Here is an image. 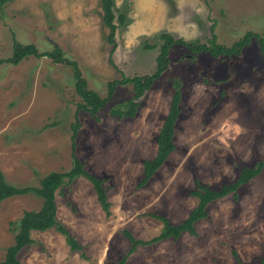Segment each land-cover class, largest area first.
<instances>
[{
  "label": "rangeland",
  "instance_id": "374dc122",
  "mask_svg": "<svg viewBox=\"0 0 264 264\" xmlns=\"http://www.w3.org/2000/svg\"><path fill=\"white\" fill-rule=\"evenodd\" d=\"M117 29L107 42L99 0H14L0 6V59L14 41L39 53L60 48L74 61L88 90L108 98L107 84L155 68L160 34L231 47L251 32L264 39V0H114ZM123 15L122 26L116 21ZM156 46L154 49L147 46ZM72 69L47 57L0 64V172L14 186L38 187L50 172L72 167V154L104 181L106 216L84 177L56 194V220L82 247L71 251L54 229L31 232L21 264H119L134 239L149 241L162 230L161 215L177 225L195 208V181L211 189L236 180L243 167L264 162V59L251 38L238 56L192 54L175 44L168 67L136 102L134 118L110 115L133 99L130 84L114 85L92 117L78 108ZM181 87L175 149L141 187L142 162L156 152L155 139L174 85ZM75 130H74V129ZM33 194L0 201V261L14 242L24 211L40 209ZM183 233L135 248L124 264H243L264 258V166L237 192L210 203Z\"/></svg>",
  "mask_w": 264,
  "mask_h": 264
},
{
  "label": "trees",
  "instance_id": "16d2710c",
  "mask_svg": "<svg viewBox=\"0 0 264 264\" xmlns=\"http://www.w3.org/2000/svg\"><path fill=\"white\" fill-rule=\"evenodd\" d=\"M14 0H0V6L5 3ZM102 10V21L105 27L108 29L107 42L110 45H114V35L117 29V25L113 23L115 16L113 13L114 0H99ZM119 21V25L122 26L125 22L123 15L116 18ZM161 44L158 47V55L156 56L155 68L151 74L135 75L131 78H123L121 81H112L107 84L108 98L114 89V85L117 84H130L132 86L134 95L133 99L127 101L122 108H115L110 111V115L118 119L122 118H134L138 112L140 104L136 102L144 93L149 90L163 72L168 67L169 52L175 44L184 46L194 55L200 53H207L213 58L218 57H230L238 56L241 49L246 46L251 38H255L259 45V50L262 58L264 59V39L258 34L251 32L245 34V36L239 41L235 42L231 47H225L215 42V38H212L207 44H199L196 42H185L183 39H174L167 33H162L159 36ZM156 46H147V48L154 49ZM33 56L35 58L47 57L52 62L62 64L72 69V76L74 79V88L77 95L80 97L81 102L78 105L80 110L89 113L92 117L96 116L97 112L102 108L107 99H101L98 94L87 89L86 82L81 75V72L74 61H69L62 57L60 48L54 46L50 52L39 53L33 45H22L17 41L13 42L12 53L9 59H0V64H7L11 66L18 65L23 59ZM181 101V87L177 83L174 85V91L172 93L169 108L167 114L164 117L163 123L158 131L155 139L156 152L152 159L144 160L142 162V178L138 183V187L144 186L156 173V171L166 162L170 153L175 149L174 145V130L177 121L181 114L180 108ZM74 129V128H73ZM75 130V129H74ZM264 166V162L255 164L252 167H243L236 180L223 184L219 189H211L208 186L195 181L196 189L190 191L189 194L197 199L195 208L189 213L186 219L177 225L171 224L168 219L161 215H152L151 217L160 220L162 222L161 233L149 240L141 241L134 239L129 233L125 232L129 243L131 244L128 254L134 252L138 246H143L151 243H156L165 239L172 238L178 239L183 233L190 235H196L194 225L199 220L207 217V206L218 199L224 198L227 195H232L236 199L239 188L256 175H258ZM84 177L87 179L96 194V200L100 205L101 210L106 216L109 215L110 205L107 201L106 189L103 187L104 181L96 178L85 170V164L77 159L72 154V167L65 172H50L42 177L39 181L38 187L23 186L17 187L9 184L3 174L0 172V201L6 200L14 196H22L27 194H33L42 200L40 209L36 211H24L22 217L19 219L16 227V234L14 236V242L5 251V256L0 264H21L19 260V253L25 247L30 246L33 243L31 232H45L50 229L56 230L58 233L64 236L65 242L69 246L71 251H81L82 247L77 243L75 238L68 232V230L62 226L56 220L57 204L56 194L66 184L73 183L78 178ZM125 255L119 262L124 264L126 260ZM238 264H243L238 261ZM252 264H264V258L260 259L256 263Z\"/></svg>",
  "mask_w": 264,
  "mask_h": 264
},
{
  "label": "water",
  "instance_id": "95a60500",
  "mask_svg": "<svg viewBox=\"0 0 264 264\" xmlns=\"http://www.w3.org/2000/svg\"><path fill=\"white\" fill-rule=\"evenodd\" d=\"M141 98H142V97H141ZM141 98H140V99H141Z\"/></svg>",
  "mask_w": 264,
  "mask_h": 264
}]
</instances>
